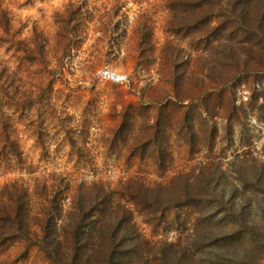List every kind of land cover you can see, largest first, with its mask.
Masks as SVG:
<instances>
[{
	"label": "rangeland",
	"instance_id": "rangeland-1",
	"mask_svg": "<svg viewBox=\"0 0 264 264\" xmlns=\"http://www.w3.org/2000/svg\"><path fill=\"white\" fill-rule=\"evenodd\" d=\"M75 238L264 264V0H0V264Z\"/></svg>",
	"mask_w": 264,
	"mask_h": 264
},
{
	"label": "trees",
	"instance_id": "trees-1",
	"mask_svg": "<svg viewBox=\"0 0 264 264\" xmlns=\"http://www.w3.org/2000/svg\"><path fill=\"white\" fill-rule=\"evenodd\" d=\"M14 217H15V222L17 224V230L21 233H23L25 236H27L26 238L29 239V235H27V228H24V224H25V217L23 215V211H22V207L21 206H18V209L17 211L15 212L14 214ZM50 222H51V219H47L45 225H44V232H43V236L40 240V242L38 241L37 244L40 246V247H43V249L49 254V255H54L52 251H50L49 249V245L50 243H48V239L50 238L51 236V232H50ZM121 226V224H120ZM123 227V225H122ZM126 230V229H125ZM236 233H238V231H234ZM198 233V232H197ZM231 234H227L225 236V238H228ZM108 241V240H107ZM106 241V242H107ZM35 242V241H34ZM36 244V243H34ZM101 244V243H100ZM171 248H175L176 245L175 243H167ZM104 245H108L109 246V249H110V253L112 255V259H111V262L109 264H114L115 261H116V256H117V253H118V250L116 249V245H114V247H112V243H110L108 241V243H103L101 244V247L100 249L104 246ZM83 248V245H81V241H78L76 238L73 242V246H72V257H71V263L70 264H77L78 261L81 260V257H80V250ZM99 250V247L97 246V248L95 247V252L97 253ZM195 252V251H194ZM193 252V253H194ZM169 262L168 264H180L179 263V259L177 258V251L174 249L172 251L169 252ZM56 256V255H54ZM194 255L192 256H189L188 260H190V262H192V259H194ZM168 259V257H167ZM258 261V263H257ZM247 264H260L259 263V258H250L248 261H247Z\"/></svg>",
	"mask_w": 264,
	"mask_h": 264
},
{
	"label": "built area",
	"instance_id": "built-area-1",
	"mask_svg": "<svg viewBox=\"0 0 264 264\" xmlns=\"http://www.w3.org/2000/svg\"><path fill=\"white\" fill-rule=\"evenodd\" d=\"M105 74H110L109 71H105Z\"/></svg>",
	"mask_w": 264,
	"mask_h": 264
}]
</instances>
